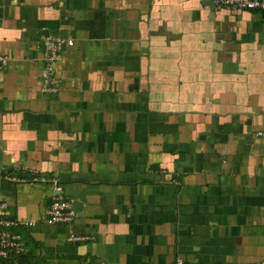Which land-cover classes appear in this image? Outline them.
<instances>
[{
  "label": "crops",
  "instance_id": "1",
  "mask_svg": "<svg viewBox=\"0 0 264 264\" xmlns=\"http://www.w3.org/2000/svg\"><path fill=\"white\" fill-rule=\"evenodd\" d=\"M205 1L0 0V174L58 181L0 182L20 260L264 264V12Z\"/></svg>",
  "mask_w": 264,
  "mask_h": 264
},
{
  "label": "built area",
  "instance_id": "2",
  "mask_svg": "<svg viewBox=\"0 0 264 264\" xmlns=\"http://www.w3.org/2000/svg\"><path fill=\"white\" fill-rule=\"evenodd\" d=\"M217 9L228 10H257L264 12V0H212ZM64 40L50 37L46 44L44 52V65L41 70V88L44 92L54 93L57 87L53 85V76L55 74V64L61 58L62 46ZM72 44L73 41H68ZM7 62L5 55H0V83H3L4 77L3 64ZM8 178L12 181H41L43 183H58L57 179H49L38 170H31L26 175L6 176L0 174V182ZM72 200L66 198H56L46 209V223L48 224H67L74 223L76 213L72 207ZM7 202L3 199L0 189V264H39L31 261H22L21 257L28 253V245L20 232L22 228L35 224L33 220H21L8 216L4 213ZM70 239L82 241L88 239L85 235L71 233ZM177 264H184L183 259L178 258Z\"/></svg>",
  "mask_w": 264,
  "mask_h": 264
},
{
  "label": "water",
  "instance_id": "3",
  "mask_svg": "<svg viewBox=\"0 0 264 264\" xmlns=\"http://www.w3.org/2000/svg\"><path fill=\"white\" fill-rule=\"evenodd\" d=\"M205 3H207L210 6L214 7V4H213V1L212 0H206ZM80 206H81V202H79V201H73V203H72L73 209L78 210Z\"/></svg>",
  "mask_w": 264,
  "mask_h": 264
},
{
  "label": "trees",
  "instance_id": "4",
  "mask_svg": "<svg viewBox=\"0 0 264 264\" xmlns=\"http://www.w3.org/2000/svg\"><path fill=\"white\" fill-rule=\"evenodd\" d=\"M22 261H25V260H22Z\"/></svg>",
  "mask_w": 264,
  "mask_h": 264
}]
</instances>
